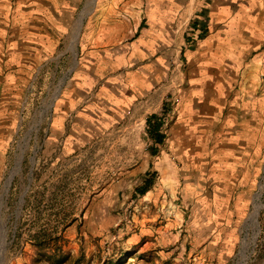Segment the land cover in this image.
Listing matches in <instances>:
<instances>
[{
	"label": "rangeland",
	"instance_id": "1",
	"mask_svg": "<svg viewBox=\"0 0 264 264\" xmlns=\"http://www.w3.org/2000/svg\"><path fill=\"white\" fill-rule=\"evenodd\" d=\"M66 2L53 48L40 46L31 71L0 95V264H237L243 236L256 231L244 227L258 194L247 264H264V115L261 140L230 173L198 151L167 148L178 102L171 91L160 108L152 95L147 114L162 123L163 144L149 118H133L142 108L109 125L87 118L85 109L116 102L128 87L134 40L161 33L171 42L173 32L144 23L146 0ZM170 62L152 87L174 84Z\"/></svg>",
	"mask_w": 264,
	"mask_h": 264
},
{
	"label": "crops",
	"instance_id": "2",
	"mask_svg": "<svg viewBox=\"0 0 264 264\" xmlns=\"http://www.w3.org/2000/svg\"><path fill=\"white\" fill-rule=\"evenodd\" d=\"M65 5L69 10L66 0H0V69L5 73L0 95L12 92L24 68L31 71L40 46L53 48ZM142 6L146 25L171 27V42L161 33L136 38L128 87L118 90L116 102L85 109L87 118L94 114L109 125L121 121L127 110L142 108L144 115L136 118L135 112L133 118L146 120L152 95L158 96L160 108L171 91L178 102L166 130L167 148L176 154L195 150L208 157L206 163L238 171L240 157L262 137L264 0H146ZM187 27L201 32L196 40L180 29L175 33ZM172 58L183 64L175 68L179 87L175 82L152 87Z\"/></svg>",
	"mask_w": 264,
	"mask_h": 264
},
{
	"label": "bare ground",
	"instance_id": "3",
	"mask_svg": "<svg viewBox=\"0 0 264 264\" xmlns=\"http://www.w3.org/2000/svg\"><path fill=\"white\" fill-rule=\"evenodd\" d=\"M87 13H85L84 15L81 16L79 23L80 26L82 25V21L84 19V17L86 16ZM18 164H20V162H18ZM260 196L261 194H258L255 198L254 201V208L253 211L251 212L248 221L245 224L244 230H249V227L254 226L255 228V232L250 235V233L248 232L245 236H243L242 238V244H241V252H240V257L239 260L237 262V264H247V260L250 256V254L252 253L253 246L256 244L257 241V236L259 233V221H258V214L260 212V209L262 208V201L260 200ZM3 231V230H2ZM6 253V239L4 238V236H2L1 239V259L4 257ZM0 259V261H1Z\"/></svg>",
	"mask_w": 264,
	"mask_h": 264
},
{
	"label": "trees",
	"instance_id": "4",
	"mask_svg": "<svg viewBox=\"0 0 264 264\" xmlns=\"http://www.w3.org/2000/svg\"><path fill=\"white\" fill-rule=\"evenodd\" d=\"M156 119L157 115L155 114L148 119L149 133L156 143L163 144L165 135L161 131L162 123ZM146 189V187L143 188L142 193H145Z\"/></svg>",
	"mask_w": 264,
	"mask_h": 264
},
{
	"label": "built area",
	"instance_id": "5",
	"mask_svg": "<svg viewBox=\"0 0 264 264\" xmlns=\"http://www.w3.org/2000/svg\"><path fill=\"white\" fill-rule=\"evenodd\" d=\"M188 28H190V27H188ZM189 31L190 32L188 34H189L190 38L192 39V41L196 40L199 37V34L201 33L198 29H195L193 27H191L189 29ZM176 67H178V68L183 67V64H182L181 60H179V62L177 63Z\"/></svg>",
	"mask_w": 264,
	"mask_h": 264
},
{
	"label": "water",
	"instance_id": "6",
	"mask_svg": "<svg viewBox=\"0 0 264 264\" xmlns=\"http://www.w3.org/2000/svg\"><path fill=\"white\" fill-rule=\"evenodd\" d=\"M30 180H31V178H30ZM28 188H26V190H27ZM24 201H25V199L22 197V199H21V205L24 203Z\"/></svg>",
	"mask_w": 264,
	"mask_h": 264
}]
</instances>
